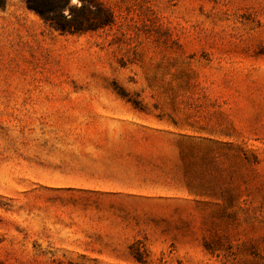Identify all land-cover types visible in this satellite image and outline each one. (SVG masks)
I'll return each instance as SVG.
<instances>
[{
  "label": "rangeland",
  "instance_id": "1",
  "mask_svg": "<svg viewBox=\"0 0 264 264\" xmlns=\"http://www.w3.org/2000/svg\"><path fill=\"white\" fill-rule=\"evenodd\" d=\"M99 1L0 0V264H264V0Z\"/></svg>",
  "mask_w": 264,
  "mask_h": 264
},
{
  "label": "trees",
  "instance_id": "2",
  "mask_svg": "<svg viewBox=\"0 0 264 264\" xmlns=\"http://www.w3.org/2000/svg\"><path fill=\"white\" fill-rule=\"evenodd\" d=\"M29 8L37 11L49 25L58 31H85L109 24L112 21L110 10L99 0H79L80 6L90 16H65L62 7L69 0H24ZM137 262H143L139 253H136ZM58 264H62L58 262ZM67 264H81L69 261Z\"/></svg>",
  "mask_w": 264,
  "mask_h": 264
}]
</instances>
